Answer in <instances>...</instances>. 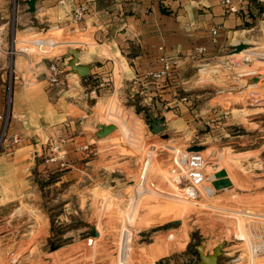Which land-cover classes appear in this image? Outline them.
<instances>
[{"label": "rangeland", "instance_id": "rangeland-1", "mask_svg": "<svg viewBox=\"0 0 264 264\" xmlns=\"http://www.w3.org/2000/svg\"><path fill=\"white\" fill-rule=\"evenodd\" d=\"M249 24L247 48L228 46L203 62L188 90L174 89L176 103L187 104L181 119L170 113L178 122L169 130L149 129L140 98L114 97L111 112L98 105L84 113L89 128L78 120L77 133L95 121L118 125L99 144L102 166L86 174L69 162L51 171L35 165L21 189L0 194V264H195L200 244L209 254L220 243V264H264V255L251 256L264 233V10ZM50 28L61 33L24 38L43 46L19 36L18 47L53 57L89 42L79 30ZM193 145L204 146L195 152L214 179L187 199L169 169Z\"/></svg>", "mask_w": 264, "mask_h": 264}, {"label": "crops", "instance_id": "crops-1", "mask_svg": "<svg viewBox=\"0 0 264 264\" xmlns=\"http://www.w3.org/2000/svg\"><path fill=\"white\" fill-rule=\"evenodd\" d=\"M1 2L0 114L10 110V115L0 143V194L21 189L27 171L35 165L46 171L57 168L56 162L41 161L51 154L56 140L61 141L71 167L86 174L99 170V144L110 140L117 130L100 138L96 135L98 121L92 131L78 133L75 123L80 120L82 128H89L84 113H92L98 105H106V111L115 109L114 97L120 102L140 98L152 112L166 118L169 130L181 119L176 113L184 111L187 104L176 103L174 89L182 83V89L188 90L204 61L218 57L228 46L245 42L246 34L254 29L248 24V9L231 13L219 0H38L35 12L29 11L27 0ZM81 5L88 9L79 23L59 20ZM12 10L15 14L10 20ZM54 24L86 34L89 42L80 41L74 48L80 53L79 64L89 66L87 76L72 69V48L49 57L18 47L19 36L20 43L34 44L24 38L46 32L60 34L49 29ZM14 40L17 51L11 57L7 49ZM199 47H205L206 52L200 53ZM162 55L176 65L168 76L156 79L149 72L161 69ZM53 62L64 70L56 86L50 82ZM170 113L178 119L172 120ZM3 125L0 121V135ZM223 180L229 187L230 181Z\"/></svg>", "mask_w": 264, "mask_h": 264}, {"label": "built area", "instance_id": "built-area-1", "mask_svg": "<svg viewBox=\"0 0 264 264\" xmlns=\"http://www.w3.org/2000/svg\"><path fill=\"white\" fill-rule=\"evenodd\" d=\"M262 3H264V0H260ZM219 2L231 13H239L242 10H247V4L245 0H219ZM88 6L87 5H81L74 9L71 12L65 13V15L59 16V20L63 21H69L70 23H79L87 11ZM67 19V20H66ZM217 31H214V34H216ZM3 42L2 34L0 32V52H2L1 43ZM35 45H41L36 43V41H32ZM50 44L46 45H52L55 42L49 41ZM53 46V45H52ZM205 47H199L198 51L200 53L206 52ZM17 49L15 46V40L13 42V45L7 49V53L13 57L16 53ZM246 60H249V56L245 57ZM160 61L162 62L161 69L157 71H151L149 74L156 79H160L163 77L168 76L175 68V63L167 56L162 55L160 57ZM50 82L52 85H59L61 83V75L63 74L64 70L62 67L53 62L50 65ZM11 90H12V78H10V83L8 87L9 92V103H11ZM186 99V98H184ZM10 115V110H8L7 113L0 114V121L3 122V128L1 130L0 135V143L3 141L8 125V119ZM15 141H19V138H16ZM86 149L89 148V146L85 147ZM52 153L50 154V157L46 160L47 162H56L61 166H66L68 164V160L66 158V152L62 149L61 141H54L51 147ZM207 161L204 157V155L199 154L195 151H187L183 155H178L175 160L172 167L169 169V176L171 179L172 184L174 185V188L178 190L179 192H182L183 197L187 199H194L199 196L201 193L200 187L201 185L206 181H212L214 179V174H208L206 171L207 167ZM260 241L257 243H254L251 248V256L257 257L260 255H264V233H261L260 235H257Z\"/></svg>", "mask_w": 264, "mask_h": 264}, {"label": "water", "instance_id": "water-1", "mask_svg": "<svg viewBox=\"0 0 264 264\" xmlns=\"http://www.w3.org/2000/svg\"><path fill=\"white\" fill-rule=\"evenodd\" d=\"M37 3L38 0H27V4L29 5V11L35 12L37 10ZM247 43H239L235 46V51L240 52L243 49L247 48ZM73 58L70 61V65L74 71H76L81 76H87L90 72L88 65H80L79 64V51L76 48L70 49ZM256 81L259 78H254ZM140 109L145 111L147 118V123L150 126V129L153 133L158 134L160 132H163L166 130L165 120L166 118L160 114H155L150 110L148 107L140 106ZM97 131L96 135L100 138L107 136L108 134L114 132L118 129V126L115 123L111 124H104V123H98L97 124ZM203 145H193L191 147H188V151H200L203 150ZM94 235H98L97 231L93 232ZM225 243H220L217 247L214 248L212 253L206 254L205 253V247L203 244H200L198 246V253L200 260L195 264H219L220 257L224 254Z\"/></svg>", "mask_w": 264, "mask_h": 264}, {"label": "trees", "instance_id": "trees-1", "mask_svg": "<svg viewBox=\"0 0 264 264\" xmlns=\"http://www.w3.org/2000/svg\"><path fill=\"white\" fill-rule=\"evenodd\" d=\"M245 1L247 4L248 14L251 18L257 17V15L262 14L264 10V6L260 0H245Z\"/></svg>", "mask_w": 264, "mask_h": 264}, {"label": "bare ground", "instance_id": "bare-ground-1", "mask_svg": "<svg viewBox=\"0 0 264 264\" xmlns=\"http://www.w3.org/2000/svg\"><path fill=\"white\" fill-rule=\"evenodd\" d=\"M115 132V131H114ZM113 133V132H112ZM260 256H262V255H260ZM260 256H257V257H260Z\"/></svg>", "mask_w": 264, "mask_h": 264}]
</instances>
